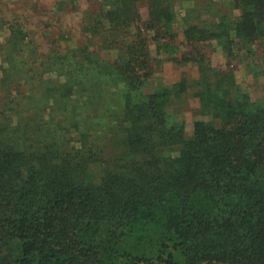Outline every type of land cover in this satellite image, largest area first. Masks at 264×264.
Segmentation results:
<instances>
[{
	"label": "trees",
	"instance_id": "obj_1",
	"mask_svg": "<svg viewBox=\"0 0 264 264\" xmlns=\"http://www.w3.org/2000/svg\"><path fill=\"white\" fill-rule=\"evenodd\" d=\"M139 1L94 0L86 42L47 55L9 21L0 264H264V99L232 69L252 61L264 75V0L180 30L173 0H145L147 20ZM215 45L227 67L214 65ZM166 62L199 77L148 92ZM17 82L26 90L12 97ZM191 87L211 120L188 138L167 108Z\"/></svg>",
	"mask_w": 264,
	"mask_h": 264
},
{
	"label": "rangeland",
	"instance_id": "obj_2",
	"mask_svg": "<svg viewBox=\"0 0 264 264\" xmlns=\"http://www.w3.org/2000/svg\"><path fill=\"white\" fill-rule=\"evenodd\" d=\"M173 1L179 11V19L176 25L179 30L183 23L190 22L194 24L212 19L216 20L222 16L235 17L238 15V11L234 8V0ZM57 2L58 0H0V47L6 46L10 39L9 21H17L24 26L32 35V40L36 43L35 47L41 55L50 54L54 50L66 51L73 48V46L77 47L84 44L87 38L86 27L92 24L93 12L97 8L94 0H79L76 7L69 5L61 7L57 5ZM139 11L144 20L149 18V10L145 0L139 1ZM189 14L191 17H189ZM182 37L183 34L180 32L179 40ZM152 55L157 57L161 55L158 47L154 45ZM212 55L215 66L221 67L224 63L227 67V64H225L227 60L220 47L215 45ZM2 60L3 57L0 54V79L2 78ZM254 65L252 61L239 63L236 60V62H233L232 69L235 70L238 81L250 93L252 98L261 101L264 99V75L261 74L258 78L254 77ZM157 69L155 73L156 81L147 89L148 92L153 91L159 83L173 85L183 78H187L192 82L199 77L198 68L192 66L178 67L174 63L166 62L162 66L158 65ZM16 85L20 87L11 86L7 88L8 94L12 97L18 96L21 91L26 90V87L21 86L20 83L17 82ZM5 91L6 88L3 89L2 94L0 93V98ZM104 106L105 102L103 101L102 108ZM10 107H15V105L11 104ZM199 108L200 102L194 97V88L191 87L187 94L173 99L167 108L168 118L176 122H185L186 135L191 138L194 133V123L197 120H211V117L201 116ZM36 138L31 139V141L35 142ZM181 150L182 147L178 145L170 152L173 156L178 157ZM107 152L111 155L116 153L115 149H109Z\"/></svg>",
	"mask_w": 264,
	"mask_h": 264
}]
</instances>
